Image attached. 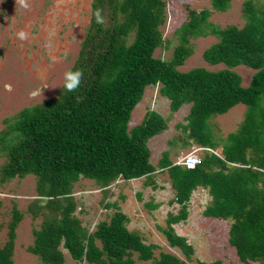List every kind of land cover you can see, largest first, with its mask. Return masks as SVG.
Wrapping results in <instances>:
<instances>
[{
  "label": "trees",
  "instance_id": "trees-1",
  "mask_svg": "<svg viewBox=\"0 0 264 264\" xmlns=\"http://www.w3.org/2000/svg\"><path fill=\"white\" fill-rule=\"evenodd\" d=\"M210 3L213 10L223 12L230 0ZM97 9L106 17V25L96 23ZM242 13L243 26L218 27L209 20L211 10L188 9L187 19L177 29L179 44L171 59L163 60L153 52L162 43L164 0H92L89 28L70 69L83 72L79 88L69 93L63 83L55 96L6 117L0 130V154L6 157L0 182L33 174L37 196L28 209L34 217L48 211L33 230L29 247L43 264H63L61 246L73 260L88 264H136L134 253L155 264H187L194 248L172 225L187 219L192 191L198 187L207 189L211 197L202 214L231 220L228 243L240 262L264 264V4L245 0ZM207 35L217 40L203 51V59L225 67L180 71L177 67L190 53V39ZM242 64L255 69L247 86L232 69ZM158 83L171 112L190 103L185 122L176 127L206 152L193 168L174 163L168 151L162 152L157 164L166 169L180 205L177 213L168 212L167 225L159 230L185 260L165 251L156 257L158 245L146 243L140 233L128 229L129 218L116 202L106 203L114 211L92 233L73 215L71 192L80 177L103 180L101 188L119 178H151L156 168L148 140L167 129V118L148 109L139 124L129 128L128 123L145 88ZM239 103L246 106L240 127L215 139L209 119ZM21 217L14 205L8 238L0 247V264H12ZM195 264L222 262L196 259Z\"/></svg>",
  "mask_w": 264,
  "mask_h": 264
},
{
  "label": "rangeland",
  "instance_id": "rangeland-1",
  "mask_svg": "<svg viewBox=\"0 0 264 264\" xmlns=\"http://www.w3.org/2000/svg\"><path fill=\"white\" fill-rule=\"evenodd\" d=\"M165 21L160 25L162 43L154 49V57L170 60L173 50L179 44L178 27L187 19L188 9L211 10L209 20L218 27L228 25L243 26L245 19L242 8L245 0H230L226 11H215L210 0H164ZM255 5L264 4V0H252ZM28 7L23 8L16 0H0V130L4 119L11 117L24 106H31L55 96L64 83V73L75 64L82 41L87 33L91 18L92 0H27ZM23 30L28 34L25 40L18 39L16 33ZM133 38V32L128 42ZM217 39L212 35L191 38L188 44L190 51L184 63L177 68L187 71L193 67H205L210 70L222 69L223 63L210 65L202 56L203 51ZM242 77V85L247 86L255 69L247 65L232 68ZM160 83L148 85L142 99L131 113L129 128L141 121L143 114L152 109L167 118V129L152 137L148 146L151 151L150 161L156 164L163 150L169 149L176 158L197 147V154L202 158L205 149L190 142L186 134L176 124L185 122L190 103H184L176 112H171L169 99L159 93ZM41 96L31 94L41 90ZM42 99V100H41ZM264 105V100H263ZM246 106L239 103L224 114L214 115L209 119L215 139L220 140L228 133L236 131L245 116ZM187 141V142H186ZM188 143V144H184ZM219 150V149H218ZM6 157L0 154V167ZM152 179V178H151ZM161 179H166L161 176ZM115 180L105 190H101L103 180L80 177L74 183L71 195L75 202L73 215L76 216L87 233H92L101 220H108L114 209L106 203L123 202L130 213L127 227L143 236L146 243H155V256L160 251L170 252L181 259L185 255L177 247H171L159 227H166L168 212L177 213L180 205L171 203L173 195L163 194L159 198L152 187L146 188L142 181L131 182ZM101 188V189H100ZM125 192V194H124ZM202 199L195 198L188 204L187 219L172 225L176 233L183 235L194 248L192 260L211 262L221 260L222 264H242L236 255L235 248L228 243L230 219L206 217L202 214L210 202L207 193L201 190ZM140 194V196H138ZM167 195V196H166ZM37 196L36 178L33 174L15 177L7 182H0V247L8 236V224L12 218L15 205L21 212V219L15 229L12 264H43L41 259L29 251L33 245V230L41 226L46 209L34 217L28 206ZM129 200V201H128ZM126 201V200H125ZM209 201V202H208ZM164 202L160 207H148L146 203ZM161 205V204H160ZM100 245L99 241H96ZM63 253V264H88L76 261L68 251L60 247ZM136 264H155L154 261L138 259L132 255ZM252 264H261L258 261Z\"/></svg>",
  "mask_w": 264,
  "mask_h": 264
},
{
  "label": "crops",
  "instance_id": "crops-1",
  "mask_svg": "<svg viewBox=\"0 0 264 264\" xmlns=\"http://www.w3.org/2000/svg\"><path fill=\"white\" fill-rule=\"evenodd\" d=\"M145 91V90H144ZM137 105V104H136ZM135 108V107H134ZM179 110V109H178ZM133 111V110H132ZM144 115V114H143ZM142 118H143V116H142ZM142 118H141V120H142ZM140 123V122H139ZM138 123V124H139ZM137 125V124H136ZM135 126V125H134ZM157 135V134H156ZM155 136V135H154ZM154 136H152V137H154ZM152 137H150L149 138V140H148V143L152 140L151 138ZM149 147V146H148ZM163 151H168L169 153V159L170 160H172L174 163H176V161H177V159L180 157H177V159L176 158H173V157H175L174 155H173V153L169 150V149H166V150H163ZM162 151V152H163ZM162 152H161V154H162ZM150 157H151V155H150ZM160 157H161V155H160ZM160 159V158H159ZM159 159H158V161H159ZM158 161H157V163L154 165L155 166V171L151 174V178H147V177H140V178H133V179H130V180H123V179H121V178H119L118 179V181L116 182V183H114V185L115 184H117L118 182H120V180L121 181H128L129 182V184H131V182L133 183V182H140V181H142L143 182V184H144V186L146 187V188H151L152 187V190H153V193L154 194H156L159 198H161L162 197V195L163 194H166L167 192H169L167 195H173L172 196V198H171V203H172V205H173V203H175L176 204V202H175V200H174V190L172 189V187H171V182H170V179H169V177H168V175H167V172H166V169H162V168H160V167H158L157 166V164H158ZM177 164V163H176ZM161 176H165L166 177V179H161ZM110 185H108L106 188H108ZM101 189V188H100ZM101 190H105V188H102ZM201 190H203L204 192H206L207 193V196H208V198H209V201H210V195L208 194V191H207V189H204V188H202V187H198V188H196L195 190H193L192 191V194H191V197H190V201H191V199H193V201H194V199L195 198H198L199 200L200 199H202L203 197H204V195H206V194H202L201 193V195L200 196H198V194L201 192ZM124 194H125V192H124ZM126 195V194H125ZM166 195V196H167ZM138 196H140V194H138ZM127 199L128 198H125V200L123 201V202H117V201H115L117 204H118V206L120 207V210L122 211V212H124L129 218L131 217L130 216V213L126 210V205L128 204V202H127ZM129 201V200H128ZM189 201V202H190ZM208 201V202H209ZM161 204V205H160ZM164 204V202H160V203H156V205H158V207L160 206H162ZM157 207V206H156Z\"/></svg>",
  "mask_w": 264,
  "mask_h": 264
},
{
  "label": "clouds",
  "instance_id": "clouds-1",
  "mask_svg": "<svg viewBox=\"0 0 264 264\" xmlns=\"http://www.w3.org/2000/svg\"><path fill=\"white\" fill-rule=\"evenodd\" d=\"M16 3H18L21 7L27 8L29 5L27 3V0H16ZM95 16V21L99 25H106L107 24V19L106 17L102 14L101 9H97L94 13ZM16 36L18 39L25 40L28 38V34L24 32L23 30L19 31L16 33ZM83 78V72L80 70H68L64 73V89L65 91L72 93L75 92L81 83V80ZM41 90H37L33 92L31 95L33 97L35 96H41ZM42 100V99H41Z\"/></svg>",
  "mask_w": 264,
  "mask_h": 264
},
{
  "label": "built area",
  "instance_id": "built-area-1",
  "mask_svg": "<svg viewBox=\"0 0 264 264\" xmlns=\"http://www.w3.org/2000/svg\"><path fill=\"white\" fill-rule=\"evenodd\" d=\"M206 149L210 150L209 148ZM197 150V147H193L189 152L180 156L176 163L183 165L186 168H193L195 165L201 162V157L197 154Z\"/></svg>",
  "mask_w": 264,
  "mask_h": 264
}]
</instances>
